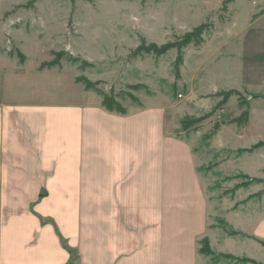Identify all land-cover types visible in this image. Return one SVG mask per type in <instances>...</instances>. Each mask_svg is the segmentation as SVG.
I'll use <instances>...</instances> for the list:
<instances>
[{
    "label": "crops",
    "instance_id": "1",
    "mask_svg": "<svg viewBox=\"0 0 264 264\" xmlns=\"http://www.w3.org/2000/svg\"><path fill=\"white\" fill-rule=\"evenodd\" d=\"M22 50L0 48V264H197L205 238L264 252V140L242 146L253 112L178 132L170 98L112 111L80 65L34 76Z\"/></svg>",
    "mask_w": 264,
    "mask_h": 264
},
{
    "label": "rangeland",
    "instance_id": "2",
    "mask_svg": "<svg viewBox=\"0 0 264 264\" xmlns=\"http://www.w3.org/2000/svg\"><path fill=\"white\" fill-rule=\"evenodd\" d=\"M199 28L187 47L152 51L179 45ZM5 45L13 55L22 46L34 76L57 56L80 65L90 77L81 78L124 112L141 97L170 98L178 132L196 119H204L208 133L227 121L242 127L253 112L242 146L264 140V0H0V48ZM56 73L47 75L52 91L61 85ZM210 222L224 228L220 217ZM205 239L197 264H264V252H247L254 260L218 254L208 239L213 254H204ZM77 260L72 252L70 264Z\"/></svg>",
    "mask_w": 264,
    "mask_h": 264
},
{
    "label": "trees",
    "instance_id": "3",
    "mask_svg": "<svg viewBox=\"0 0 264 264\" xmlns=\"http://www.w3.org/2000/svg\"><path fill=\"white\" fill-rule=\"evenodd\" d=\"M202 29H203V28H199V29L195 30L193 33L187 35V36L184 38V40H183L179 45H173V46H169V47H168V46H164V47H162V48H156V47L154 46V47H152V51L155 50L156 53L163 54V53L169 51V50L172 49V48H179V49H182V48H184V47H187V46H189V45L192 43V40H193L194 37H199V36L202 34V32H203ZM143 50H144V49H143ZM145 51H149V49H147V50H145ZM21 58L23 59L22 56H21ZM60 61H61V59H58V56H57V58L55 59V61L52 62V63L49 65V67H53V66H57V65H59V64H60ZM73 61H75V60H73ZM79 80H80L82 83H84V85L86 86L87 89H93V88H94V85H95V84L92 83V82H90V81H88L87 79H85V78H79ZM104 105H105L109 110H119L120 112L124 113V110L121 109V108L116 107V103L113 102L108 96H105V97H104ZM245 117H246V118L249 117V112L246 113V116H245ZM203 120H204V119H201V120H197V119H196L195 121L191 122L190 124H184L183 127H184V129H185L186 131H187V130H190V129L193 128L194 126H197L198 124L202 123ZM217 126H218V125H216V127H217ZM263 145H264V143L258 144V145L256 146V148H257V147H261V146H263ZM204 242H206V243H205V244H206V247H203L202 252H203L204 254H207V255H209V254H213V252L211 251V249H210L209 247H207V245L209 246V242H208V240L205 239Z\"/></svg>",
    "mask_w": 264,
    "mask_h": 264
}]
</instances>
